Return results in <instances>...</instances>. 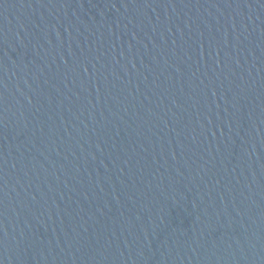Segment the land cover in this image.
Segmentation results:
<instances>
[{"label":"water","instance_id":"water-1","mask_svg":"<svg viewBox=\"0 0 264 264\" xmlns=\"http://www.w3.org/2000/svg\"><path fill=\"white\" fill-rule=\"evenodd\" d=\"M0 264H264V0H0Z\"/></svg>","mask_w":264,"mask_h":264}]
</instances>
